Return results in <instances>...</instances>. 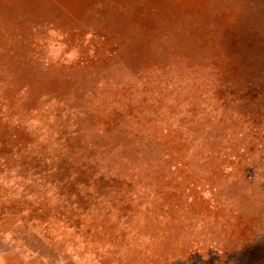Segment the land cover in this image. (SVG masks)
Listing matches in <instances>:
<instances>
[{
	"label": "rangeland",
	"instance_id": "obj_1",
	"mask_svg": "<svg viewBox=\"0 0 264 264\" xmlns=\"http://www.w3.org/2000/svg\"><path fill=\"white\" fill-rule=\"evenodd\" d=\"M0 264H264V0H0Z\"/></svg>",
	"mask_w": 264,
	"mask_h": 264
}]
</instances>
